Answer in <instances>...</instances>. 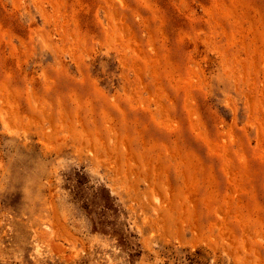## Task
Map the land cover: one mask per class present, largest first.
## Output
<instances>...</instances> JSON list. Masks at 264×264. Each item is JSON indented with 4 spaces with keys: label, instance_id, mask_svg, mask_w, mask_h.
<instances>
[{
    "label": "rangeland",
    "instance_id": "obj_1",
    "mask_svg": "<svg viewBox=\"0 0 264 264\" xmlns=\"http://www.w3.org/2000/svg\"><path fill=\"white\" fill-rule=\"evenodd\" d=\"M196 250L264 264V0H0V264Z\"/></svg>",
    "mask_w": 264,
    "mask_h": 264
},
{
    "label": "trees",
    "instance_id": "obj_2",
    "mask_svg": "<svg viewBox=\"0 0 264 264\" xmlns=\"http://www.w3.org/2000/svg\"><path fill=\"white\" fill-rule=\"evenodd\" d=\"M181 259L187 262V264H203L205 256L200 250H196L194 253L186 252L184 255H182Z\"/></svg>",
    "mask_w": 264,
    "mask_h": 264
}]
</instances>
